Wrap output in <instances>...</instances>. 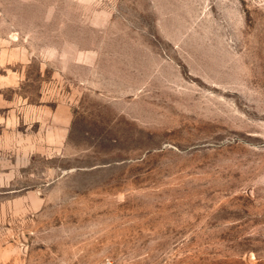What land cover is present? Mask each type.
<instances>
[{
  "label": "rangeland",
  "instance_id": "1",
  "mask_svg": "<svg viewBox=\"0 0 264 264\" xmlns=\"http://www.w3.org/2000/svg\"><path fill=\"white\" fill-rule=\"evenodd\" d=\"M264 264V0H0V264Z\"/></svg>",
  "mask_w": 264,
  "mask_h": 264
},
{
  "label": "built area",
  "instance_id": "2",
  "mask_svg": "<svg viewBox=\"0 0 264 264\" xmlns=\"http://www.w3.org/2000/svg\"><path fill=\"white\" fill-rule=\"evenodd\" d=\"M99 264H124V263L120 259L114 256L106 255L104 258H102Z\"/></svg>",
  "mask_w": 264,
  "mask_h": 264
}]
</instances>
